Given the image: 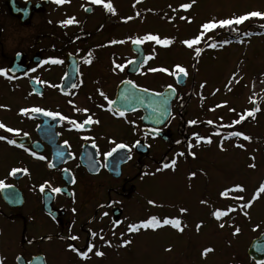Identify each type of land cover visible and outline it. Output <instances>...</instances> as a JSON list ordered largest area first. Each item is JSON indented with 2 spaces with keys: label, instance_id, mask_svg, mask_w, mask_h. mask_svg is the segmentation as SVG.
<instances>
[{
  "label": "flooded vegetation",
  "instance_id": "obj_1",
  "mask_svg": "<svg viewBox=\"0 0 264 264\" xmlns=\"http://www.w3.org/2000/svg\"><path fill=\"white\" fill-rule=\"evenodd\" d=\"M111 2L0 0V70L6 73L0 76V87L25 94L20 110L39 107L67 118L53 119L40 113L21 115L20 110L14 112L9 105L3 107L7 119L19 121L17 126L4 125L19 135L0 129V136L5 137L0 140L4 150L1 153L14 152L19 162L16 167H9L7 178L3 179L10 186L5 198L0 191V202L5 207L4 212L0 210V264H31L34 260L44 264H96L95 252L108 253L123 234L138 236L141 231L155 230H127L130 224L145 221L129 222L131 217L147 220L154 216L141 211L144 205L159 202L154 195L142 192L144 185L152 180L154 186L155 175L168 172L182 176L187 186L200 182L201 188L207 190V173L203 169L207 156L203 150L198 153L199 149L193 148H205L211 136L217 137L218 142L233 137L231 133H202L208 121L191 124L184 117L193 95L191 89L187 92L189 99L182 100L185 86H173L176 95L171 115L160 128L155 127V119L143 122L142 111L121 115L112 109L116 91L124 82L155 93V86L149 89L137 81L149 62L155 68V47L142 43L133 49V39L127 42L126 38L132 18L115 20L117 24L112 25L114 14L103 7V3ZM128 8L127 5L125 10ZM68 19L74 23L65 25L63 22ZM139 54L144 57L139 67L129 66ZM53 59L61 63H45ZM115 65H123V70ZM89 116L98 123L85 124L81 129L68 123L75 120L83 124ZM15 138H22V144L7 143ZM155 141L164 146L161 154L155 149ZM121 143L126 147L116 148ZM110 151L112 155L106 157ZM40 156L44 159H38ZM210 167L223 172L216 164ZM14 168L27 172L10 175ZM41 185L45 186L43 192ZM53 188L61 191L53 192ZM223 190L222 200L230 201L228 212L212 211L211 203L205 204L203 192L194 201L208 208L214 219L232 223L239 198L230 195L234 190ZM173 203L171 199L167 205ZM215 212L224 215L217 219ZM70 236L78 239L71 240ZM69 245L87 256L77 255ZM89 245L93 246L92 252H88Z\"/></svg>",
  "mask_w": 264,
  "mask_h": 264
},
{
  "label": "rangeland",
  "instance_id": "obj_2",
  "mask_svg": "<svg viewBox=\"0 0 264 264\" xmlns=\"http://www.w3.org/2000/svg\"><path fill=\"white\" fill-rule=\"evenodd\" d=\"M184 3H192V0H112L116 11L112 25L117 24L115 20L132 18L127 25V42L146 34L170 39L169 46L152 41L144 43L149 48L155 47V68L174 71L175 66L180 65L186 69L189 77L182 90V100L189 99L187 92L192 88L193 96L184 117L189 121H211V126H205L202 131L205 134L222 131L225 134L240 132L242 136L222 142L211 136L205 148H193L199 149L198 153L203 150L207 156V164H203L207 190L201 188L200 182L187 186L182 176L168 172L157 173L154 186L152 180L143 186L142 192L154 195L159 202L154 206L144 205L141 211L153 214L161 223L165 218L179 219L180 230L168 225L141 231L138 236L123 234L108 253L100 251L103 255L96 256V264H255L247 258L246 249L252 239L264 231V192L259 191L264 184V27L261 26L264 20L250 18L233 25L234 31L213 29L192 49L182 42L200 34L201 26L213 18L220 20L251 11L264 12V0H195L187 11L180 7ZM127 5L129 8L125 10ZM181 16L186 19L181 20ZM239 32L249 35L218 49L207 43L220 33L234 36ZM196 48L200 49L199 56L195 54ZM151 68L153 65L149 62L137 79L139 84L149 89L155 86V91L173 85L175 75L161 72L153 75ZM24 103V93H11L0 87V123L17 126L18 119H7L3 107L9 105L14 112H19ZM249 111L254 115L247 116ZM241 115L245 119L235 124ZM243 136L249 139L244 140ZM155 149L160 154L165 150L158 141H155ZM2 151L0 146V181L7 178L9 167H16L19 162L14 152ZM215 164L223 168L222 173L212 170L210 166ZM233 166L236 169H232ZM237 186L243 191H237ZM223 189L234 190L230 195L239 198L236 219L232 223L214 219L208 208L194 201L206 190L205 204L211 203L212 211L228 212L230 201L222 200ZM171 199L174 203L167 205ZM181 209L186 211L182 213ZM0 210L5 211L1 202ZM137 219L146 220L133 216L129 222ZM221 224L224 226L220 227ZM206 249L212 251L205 252Z\"/></svg>",
  "mask_w": 264,
  "mask_h": 264
},
{
  "label": "snow or ice",
  "instance_id": "obj_3",
  "mask_svg": "<svg viewBox=\"0 0 264 264\" xmlns=\"http://www.w3.org/2000/svg\"><path fill=\"white\" fill-rule=\"evenodd\" d=\"M54 3H57V4H63L65 2V0H53ZM90 2L92 4H101L102 3V0H90ZM137 2H140V0H137ZM195 0H192V3H194ZM192 3H184L182 4L180 7L187 11L189 10L191 7H192ZM103 7L109 12V13H112V14H115V9L113 8V5L111 3H103ZM137 15H139V13H137ZM250 18H259L261 20H264V12H259V11H251V12H248L246 14H242V15H239V16H233L232 18H226V19H220V20H216L215 18H213L212 20L204 23L202 26H201V30H200V34H198L197 36H195L194 38H191V39H186L184 40L182 43L188 47L189 49H192L194 45L198 44L200 42V40L202 39V37L204 36L205 33L213 30V29H216V28H229L231 30H235L233 29V25H240L242 24L243 22L249 20ZM128 19H131V17H129ZM181 20H185L186 17L184 16H181L180 17ZM188 22L190 23L191 21L188 20ZM65 25H70L72 23H74V20L73 19H68L66 21L63 22ZM262 27H264V25H261ZM148 41H152V42H155L156 44L158 45H161V46H169L171 44V40L170 39H162L160 38L159 36L157 35H152V34H146L142 37H139L138 39H133L132 40V44L134 45H140L144 42H148ZM118 41H112V43H117ZM120 43H122L123 41H119ZM211 47L215 48L216 45L215 44H212ZM195 54L197 56L200 55V49L199 48H196L195 49ZM152 57H147V59H151ZM45 63H52V64H59L61 63L60 60H57V59H53L51 61H45ZM85 63H90V60H85ZM131 63V61L129 62ZM115 67H118L120 68L121 70H123V65H115ZM149 71L155 73V72H161V73H167L169 75H179V74H183L184 76L187 75V72H186V69L180 65H176L175 66V69L174 71H169V69L167 68H151L149 69ZM6 73L3 71V70H0V76H5ZM9 79H11V77H8ZM128 83H131L130 81ZM73 87H75V85H73ZM201 87H203V85H201ZM101 95H103V93H101ZM109 103H111V101H109ZM219 106V105H218ZM257 111L259 109H256ZM86 111V110H85ZM28 113H40L42 114L43 116H46V117H52L53 119H56V118H59L60 120H65L67 119L65 116L63 115H60L58 112L54 113V112H51V111H45L39 107H33V108H25V109H21L20 110V114L21 115H26ZM121 115H123V113H121ZM247 116H253L254 115V112L253 111H249L246 113ZM245 119V116L244 115H241L240 118L236 121H234L235 124H239L241 121H243ZM68 123L72 124L75 126L76 129H81L83 128V126L85 124H91V123H98V121H93L92 118L89 116L87 119L84 120V123L83 124H78L75 120H68ZM191 124H195L196 121H191L190 122ZM209 124H211L212 122L211 121H208ZM0 129H3L5 132H10V133H13V135H19V132L18 131H15L13 130L12 128H9V127H6L4 124L0 123ZM27 135V134H25ZM232 136H236V137H240L242 136V133L240 132H233L231 134ZM244 140H248L249 137L247 136H243L242 137ZM5 137L4 136H0V140H4ZM85 139H88L87 137H85ZM200 141V137H197V142L199 143ZM208 143H210L211 141H207ZM7 143L8 144H14L15 141L12 140V139H8L7 140ZM67 145V142H65V146ZM95 147V145H93ZM126 145L124 144H118L116 145V148H119V149H123L125 148ZM189 147L191 148V145H189ZM116 149H113V151H115ZM25 151H28V149H25ZM34 155V153H32ZM112 155V152H108L106 153V157L107 156H111ZM189 155H194L193 153L189 152ZM38 159H41L43 160L44 157L43 156H40L38 157ZM175 164V160L173 161V165ZM250 166H254V165H250ZM165 167H168V165H165ZM21 171H24L25 173L27 172V170H22V169H12L10 175H16L18 172H21ZM192 175H195L194 173ZM7 187H10L9 185H6L4 184L3 181H0V189H4V188H7ZM45 190V186L44 185H41L40 187V191L43 192ZM236 190L237 191H243V189L240 187V186H237L236 187ZM53 192H57L59 193L61 191L60 188H53L52 189ZM260 192H264V184H262L260 186V189H259ZM223 195V193H222ZM149 203H153L152 201H149ZM202 203H204L202 201ZM182 213L186 211V209H181L180 210ZM222 215H224L223 213L221 212H215L214 213V216L219 219ZM180 224H181V221L179 219H163L162 223L161 221L157 220V218L155 216L145 220L144 222L140 223V224H130L128 226V231L129 232H135L137 231L139 228H158V227H161V226H168L170 225L171 227L173 228H176L178 230H180ZM224 225L221 224L220 227H223ZM200 225H197V228H199ZM238 231V229H237ZM95 235V234H93ZM71 240H76L78 239V237L76 236H70L69 237ZM101 240H103V236L100 237ZM127 243V242H125ZM69 248L71 251L77 253V255L81 256L82 258L86 257L87 256V253H81V252H78L77 249L71 245H69ZM93 250V246L92 245H89L88 246V252H92ZM208 251H212V249H206L205 252H208ZM95 255L96 256H102L103 253L100 252V251H96L95 252Z\"/></svg>",
  "mask_w": 264,
  "mask_h": 264
},
{
  "label": "water",
  "instance_id": "obj_4",
  "mask_svg": "<svg viewBox=\"0 0 264 264\" xmlns=\"http://www.w3.org/2000/svg\"><path fill=\"white\" fill-rule=\"evenodd\" d=\"M132 47L136 49L140 47V45L132 44ZM142 60L143 57L138 56L136 60L130 63V66H136L137 68ZM7 72H9V70H7ZM185 80L186 76L179 74L176 78V84L184 86ZM174 97L175 90L171 87H167L161 93H153L138 88L132 83L124 82L117 89L112 108L118 113L141 110L143 112V122L149 123L151 120L155 119V127H160L165 124L170 116L171 103ZM15 141L20 143L21 139H15ZM4 192L5 190H2V194H4ZM247 254L257 263L264 261V233L250 243ZM31 264H44V262L41 261L38 263L34 260Z\"/></svg>",
  "mask_w": 264,
  "mask_h": 264
},
{
  "label": "trees",
  "instance_id": "obj_5",
  "mask_svg": "<svg viewBox=\"0 0 264 264\" xmlns=\"http://www.w3.org/2000/svg\"><path fill=\"white\" fill-rule=\"evenodd\" d=\"M248 36V35H246ZM242 37H245L244 35H238V36H235V37H228V38H225L222 40V42H220L217 46L220 48V47H223V46H228V45H231V43L233 42H238Z\"/></svg>",
  "mask_w": 264,
  "mask_h": 264
}]
</instances>
